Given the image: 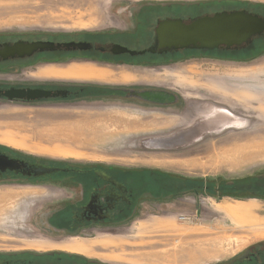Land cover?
<instances>
[{"label": "rangeland", "instance_id": "374dc122", "mask_svg": "<svg viewBox=\"0 0 264 264\" xmlns=\"http://www.w3.org/2000/svg\"><path fill=\"white\" fill-rule=\"evenodd\" d=\"M190 1L0 0V40L113 30L136 23L134 17L142 4ZM258 40L254 42L260 44L245 61L223 62L222 70L210 64L202 78L180 74L204 72L199 63L205 61L203 55L127 69L150 75L163 72L162 76L169 77L163 84L177 88L185 100V107L176 112L113 107L100 100H0V148L57 164L158 169L221 188L263 174L264 94L258 92L264 89V78L244 72L264 70V47ZM67 65H9L7 70L0 69V76L5 75L2 80L8 82L75 77L107 85L135 79L129 72L118 77L107 70L98 77L91 65L61 73ZM220 110L227 120L207 118ZM218 195L186 190L148 203L153 209L143 208L145 213L129 224L100 228L89 237L56 239L45 222L55 204L47 202L54 196L43 187L0 182V256L69 251L105 264L224 263L264 239V199L227 192Z\"/></svg>", "mask_w": 264, "mask_h": 264}, {"label": "flooded vegetation", "instance_id": "af4514ba", "mask_svg": "<svg viewBox=\"0 0 264 264\" xmlns=\"http://www.w3.org/2000/svg\"><path fill=\"white\" fill-rule=\"evenodd\" d=\"M246 9L264 16V9L237 0H193L190 2H167L142 4L137 10L134 19L136 23L123 27L106 30L98 33L80 32L60 38H33L49 39L53 41H83L89 44L86 49L69 48L37 52L30 57L0 61V69H9V65H34L47 63L54 65L69 64L73 68L80 65H91L97 75L107 70L113 75L120 76L122 72H129L135 76L129 83L116 82L107 85L94 80H79L71 77L64 79H48L37 82H8L0 76V100H8L3 92L10 88H43L53 91L64 90L65 94L54 97L38 98L35 100H12L17 102L52 101H107L113 107H127L135 110L180 111L185 107V100L177 88L163 84V72L150 75L141 70H127L130 67L168 64L176 62L183 56L197 58L203 55L205 61L199 62L204 72L198 74L182 73L181 76L203 77L210 64H217V69L226 67V61L243 60L254 52L260 42L264 47V34L255 36L251 41L231 48L214 49H180L162 53L131 55L129 53H113L111 48L115 44L129 49H145L155 42V28L157 20L163 18H181L190 21L192 18L210 14L218 10ZM138 17V18H137ZM138 22V23H137ZM154 22V23H153ZM24 39V38H21ZM31 40V39H25ZM3 40H0V42ZM254 43V44H253ZM253 44L252 47H249ZM194 63H198L194 59ZM163 65L160 66V68ZM231 67V66H230ZM228 68V67H227ZM176 69V68H172ZM100 73V74H99ZM175 75V74H174ZM218 75H222L219 74ZM108 75H104L107 79ZM176 78L179 75H175ZM174 76V77H175ZM194 98V97H193ZM9 101V100H8ZM191 103L195 99L189 100ZM8 157L26 162L25 166L16 170L5 169L0 171V182L27 183L31 186L43 187L48 195L54 196L47 203H55L49 209L45 222L56 234L53 238L65 239L68 236L89 237L91 232L100 228L107 229L119 225H126L153 209L148 203L166 199L176 193L184 194L187 191L197 192L201 189L200 183L188 184L184 178L158 169L123 168L115 166L85 165L76 166L69 163H54L48 160H36L18 154L3 151ZM56 167L58 169L42 170L37 173V167ZM249 185L228 184L214 187V195L220 192L240 196H256L264 199V173L253 174ZM212 191L213 189H206ZM212 193H210L212 195ZM173 194V195H172ZM223 194V193H222ZM221 194V195H222ZM150 207V208H149ZM98 227V228H97ZM109 230V229H107ZM84 254L69 251H53L45 254L22 253L6 257L0 256V264H105L96 258L85 257ZM41 260V263H37ZM264 261V239L248 246L241 254L230 261L220 264H259Z\"/></svg>", "mask_w": 264, "mask_h": 264}, {"label": "water", "instance_id": "95a60500", "mask_svg": "<svg viewBox=\"0 0 264 264\" xmlns=\"http://www.w3.org/2000/svg\"><path fill=\"white\" fill-rule=\"evenodd\" d=\"M264 34V16L246 9L218 10L210 14H203L184 21L181 18H163L157 20L155 28V42L145 49H129L115 44L113 53H129L131 55L162 53L180 49H214L231 48L247 43L255 36ZM86 49L89 47L83 41H53L49 39L25 40L17 38L13 41L0 42V61L25 58L37 52L67 50L69 48ZM65 94L64 90L53 91L43 88H14L10 87L3 92L9 100H35L38 98L54 97ZM26 162L8 157L0 150V171L5 169L21 168ZM37 173L42 170L58 169L56 167H37ZM42 169V170H41ZM21 264V263H16ZM74 264V263H69ZM259 264H264L262 261Z\"/></svg>", "mask_w": 264, "mask_h": 264}, {"label": "trees", "instance_id": "16d2710c", "mask_svg": "<svg viewBox=\"0 0 264 264\" xmlns=\"http://www.w3.org/2000/svg\"><path fill=\"white\" fill-rule=\"evenodd\" d=\"M242 3H244V2H242ZM253 6H257V8H259V9H264V3H258V4H252ZM0 150H2V151H6V150H4V149H1L0 148ZM6 152H8V151H6ZM252 178H250V179H248V180H246V179H244V180H241V182H239L238 183V185H240V186H242V184L244 183V185H249V184H252V182L250 181ZM183 181H185V183L187 184L186 186L188 187L189 185L188 184H192V185H195V183H200V187H201V189L200 190H202V191H205V192H209V194L210 193H212V191H208V190H206V189H213V193H212V195H214V187H212L211 185H208V184H205L204 182H203V180H200V179H183ZM235 185V184H234ZM237 185V184H236ZM224 188H230V187H227V185L224 187ZM199 190V191H200ZM222 193H224L223 191L221 192V194ZM219 196V195H218Z\"/></svg>", "mask_w": 264, "mask_h": 264}, {"label": "crops", "instance_id": "0c3cea01", "mask_svg": "<svg viewBox=\"0 0 264 264\" xmlns=\"http://www.w3.org/2000/svg\"><path fill=\"white\" fill-rule=\"evenodd\" d=\"M71 67H69V65H67V68L63 71H61V73H65V71H67L68 69H70ZM246 73H248L249 75H252V76H258L259 78H264V70H261V69H253V70H248V71H244ZM67 73V72H66ZM259 73H263L261 74V76L259 75ZM105 79V78H104ZM258 93H263L264 94V89L261 91V92H258ZM263 97V96H262ZM262 106V100L258 99V107ZM138 124V123H137ZM136 128L138 127V125H134ZM134 126L131 125V127L133 128Z\"/></svg>", "mask_w": 264, "mask_h": 264}, {"label": "bare ground", "instance_id": "6f19581e", "mask_svg": "<svg viewBox=\"0 0 264 264\" xmlns=\"http://www.w3.org/2000/svg\"><path fill=\"white\" fill-rule=\"evenodd\" d=\"M228 113V112H227ZM228 116H230V118H237L236 116H233L232 114H230V113H228ZM212 118V117H215L217 120H222V119H225V120H227V117L225 116V115H223L222 114V112H221V110H220V112L219 111H214V113H212L210 116H207V118ZM210 118V119H211ZM242 123H244V122H242ZM247 157H249L248 155H246ZM245 156V157H246ZM245 157L243 158V159H245ZM243 159H241V160H243ZM173 252V251H172ZM190 256H192V255H190ZM189 256V257H190Z\"/></svg>", "mask_w": 264, "mask_h": 264}]
</instances>
